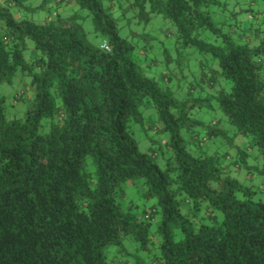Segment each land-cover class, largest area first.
<instances>
[{
	"label": "trees",
	"instance_id": "trees-1",
	"mask_svg": "<svg viewBox=\"0 0 264 264\" xmlns=\"http://www.w3.org/2000/svg\"><path fill=\"white\" fill-rule=\"evenodd\" d=\"M48 1L61 11L78 4L93 14L94 28L110 37L113 51L89 43L78 15L65 20L56 12L51 19L50 10L43 24H35L0 14L7 21V31L0 25V86L13 85L21 73L23 89L0 93V264H131L123 255L125 241L148 249L157 216L164 243L154 264H264V201L255 198L252 184L232 175L245 169L253 178L248 153L212 147L219 137L227 139L221 121L195 117L216 102L236 136L252 138L264 157V65L252 61L264 55V41L248 46L260 39L264 0H246L252 7L239 12L227 7L235 0H125L122 5L130 7L119 19L109 15L113 8H105L104 0L43 4ZM137 8L134 19L150 23L162 16L176 26L178 44L219 61V71L204 81L215 95L202 87L197 96L192 88L181 99L143 75L136 46L117 27ZM217 12L229 13L231 23L215 21ZM28 41L35 45L31 50ZM172 80L163 77L167 84ZM17 104L30 105L24 122L9 124L5 112ZM148 109L156 112L155 125L145 118ZM160 121L162 131L156 128ZM145 123L169 135L151 156L140 151L133 128L146 129ZM257 173L264 180V169ZM133 187L144 202L142 213L128 200ZM153 198L156 204L147 208ZM111 247L118 251L109 260Z\"/></svg>",
	"mask_w": 264,
	"mask_h": 264
},
{
	"label": "rangeland",
	"instance_id": "rangeland-1",
	"mask_svg": "<svg viewBox=\"0 0 264 264\" xmlns=\"http://www.w3.org/2000/svg\"><path fill=\"white\" fill-rule=\"evenodd\" d=\"M124 1L125 0H104V4H108V7L112 6L113 9L118 8L121 12V10H123L122 3ZM235 1H238V0H235ZM235 1H233V3H235ZM48 3H50V1H48ZM240 3H247V1L246 0H240ZM41 10H43V8H41ZM83 11H85V10H81V12H83ZM125 11H126V9H125ZM49 13H50V10L48 12V15H49ZM227 14H228L227 18H225L224 13L217 12L216 14H214L215 21H217L218 23H221L222 21L226 20L227 24H230L231 23L230 14L229 13H227ZM75 15L79 16L78 20L82 21L80 24H82V26L84 28L83 22L86 21L87 18L84 16H81L79 13H74L72 16H75ZM156 16H159V15H156ZM159 17H161V19H159V21H154V17H153V19L151 20L150 23L139 22L137 20V22H138L137 27H140L141 30L139 32L130 30L128 33V36L130 38L129 39L130 42L135 41V43H132V42L131 43L136 46V57L135 58L138 62V65L140 66L142 72L143 73L145 71L153 72L154 69H159L161 67L160 59H158L156 55H151V56L149 55L150 53H156L157 52V46H159V48L162 49L161 54L164 57L163 68L165 69V71L156 72L153 78L156 79L162 87L169 88L175 94V96H177L179 98L181 96V94L183 93L182 82H186L188 79V77L184 74L185 68L188 67L189 68V74L193 76V82L188 85V90L194 88V92L197 89H199V91L201 92V91H203V89H202V87H203V88H205L203 91L205 94L209 90L206 89V87H205L206 84L204 83V81L208 80V78L212 76L213 71L216 70L215 68L210 67V61L207 59V57L210 54L202 53L195 48H185L182 45L177 43V38L175 39L174 43H172L171 46L169 47L167 41L173 39V37L176 34L172 32L171 28L166 26L168 20H165L162 16H159ZM62 18H64V17L62 16ZM122 21L125 22L126 27H129V29H131V23L132 22L128 23L129 20L127 18V14H126V16H123ZM93 27H94V24H93ZM226 28H228V26ZM160 35H163L165 37V39L160 40L159 39ZM87 36H88V33H87ZM211 37H212V34L209 33V36H207L209 41L212 39ZM31 43L33 44L32 41H31ZM89 43L91 44L90 41H89ZM218 43L219 42H216V44H218ZM28 45H29V43H28ZM145 48L149 49L148 54L143 53V50ZM193 49L195 51H191ZM27 52H29V50ZM186 53H187V55H186ZM173 57H175V64H176L175 69L170 68V65L173 63ZM211 57H212L213 61H217L212 55H211ZM189 59L195 60L196 65L200 70V76L198 79L196 78V74L192 73L190 71V65H185V63H184L185 60H189ZM205 69H207V72H205ZM165 74H167L169 77H172V79H173L172 82L167 84L163 81V77L165 76ZM21 76H22L21 73H19L17 75V77L14 79L13 85H9V84L1 85L0 86V93L3 94L4 96H8V95L13 96L15 90H20L22 88V84L19 83ZM25 79H26V77H25ZM173 84H175V86H176L175 91H173L172 87H171V85H173ZM22 90L23 89H21V91ZM185 94L186 93H183V96H185ZM207 105H208V103H207ZM207 105H205L202 109L198 110V112H196V114H195V117L199 120L204 121L206 124H211L214 120L215 121L220 120L222 127L226 130V133H227V139L224 137H219L218 139H216V144L218 147L215 145H211V144L210 145L214 148H218L221 153H224L226 150H231L232 152L236 153L239 149H242L248 153L247 165L249 167H251L250 173L253 174L252 175L253 178H250L247 175L248 171L245 169L244 170L242 169L241 174H239V176H243V182H246L248 184L253 185L254 191L256 192L255 198L256 199L261 198L264 201V180L262 179L261 175H259L257 173V170L264 169V167H261V161L264 160V157L259 152V150H258L257 146L254 144V141L252 138L242 137L240 135L236 136V133H235L233 127L231 126V124H229L227 122L222 111L218 108V104H216V102L215 103L212 102L210 106H207ZM152 110L153 109H148L145 111V113H151ZM146 118L148 120L149 126L156 124V119L151 114H149ZM135 126H136L134 128L135 137L137 136L136 129L138 128L139 132L144 135V138L148 141V144L150 145V147L148 148V151L145 153H149V151L151 149L159 150L161 143L158 140H155L152 137L148 136V132L152 131V130H156V128L154 126H151V127H147L146 129H144V127H142L139 124H137ZM158 134L164 135L166 133L158 132ZM136 140L139 143V149H140V143L141 142L138 139H136ZM163 149H167V148L164 146ZM158 160H162V159H158ZM249 160H252L253 163L249 164L248 163ZM246 179H248V180H246ZM249 179H252V181ZM257 181H259V182H257ZM127 192H128V200L134 201L135 203H136V199L140 200V195H139L138 190L136 188H134V187L128 188ZM130 193H132V195H130ZM133 197H135V198H133ZM141 201H143V200H141ZM150 203H148L147 205H149ZM138 205H139L138 211L140 213H142L144 210V207L142 204H138ZM147 208H149V207H147ZM136 245H138V248H135L134 252L128 251L129 246L135 247ZM110 249H116V252L118 251L117 247H111ZM110 249H109V251H110ZM125 249H126V252H124L123 255L130 261L131 264H132V261H135V264H137V262L139 260H141L142 264L143 263L144 264H150V261H151V264H154V261L156 259V254H154V252H153V249H155V244L150 243L148 249H142L141 245L139 243L127 240V241H125ZM116 252H115V254H116ZM141 252L145 253L149 257V259H145L144 257L140 256L139 253H141ZM159 253H160V249H159ZM108 257H109V255H108ZM111 260H112V258H111Z\"/></svg>",
	"mask_w": 264,
	"mask_h": 264
},
{
	"label": "clouds",
	"instance_id": "clouds-1",
	"mask_svg": "<svg viewBox=\"0 0 264 264\" xmlns=\"http://www.w3.org/2000/svg\"><path fill=\"white\" fill-rule=\"evenodd\" d=\"M43 4V0H20V2H17V0H0V14L6 13L8 15H10L12 17V19L16 20L17 23H20L21 19H27L35 24H43L46 18L48 17V12L49 10L53 11V16L51 17V19L55 18V13L56 12H60V15L64 17L65 20H67L69 17H71L74 13H79L81 16L86 17V21H84V30L88 33L87 39L91 42V44H93L97 49H99L101 52H107V53H111L113 51V48L110 46V37L106 36V35H101V32L99 30H96L93 27V20H94V16L93 14L87 12L86 10L81 12L80 10V6L78 4H73L71 7H68L67 5H64L63 7L66 9V11H61V8L58 7L56 4L54 3H47V4H43V10H41V6ZM105 8H108V4H104ZM123 7L125 9H128L130 6L129 4L125 3L123 5ZM145 9L151 14V6L148 4L144 5ZM229 11H231L232 9H235L237 12L240 11V9L242 8H249L252 7V5L248 4V3H240L239 6L237 7V5L235 3H229L227 5ZM201 11H204V9H201ZM258 11L261 13H264V4L259 5L258 7ZM139 12V9L137 8L135 11H129L127 12V18L128 20H130L131 23V29H129V27L125 26V22L121 21L117 27L121 30L120 31V35L122 37H124L125 39H130L128 36V33L130 30L132 31H136L139 32L141 30L140 27H137V20L134 19V17H136L137 13ZM110 16L113 17V19H119L121 16V12L118 8L113 9L112 12L109 13ZM227 13L224 14L225 18H227ZM19 18V19H18ZM159 19H161V17L159 16H154V21H159ZM241 19H246V17H241ZM82 21H77V23H81ZM0 25H2L5 29V31H7V21L5 20H0ZM167 27L171 28L172 32L175 33L176 35L173 37V39L167 41L169 47L171 46L172 43H174L175 39L179 37V34L177 32V28L174 24L171 23V21L167 22ZM219 27V25H217ZM259 27H261V36L259 40H255L253 41V43L249 44L248 46L250 48H258L261 45V41H264V17H262V24L258 25ZM225 32L227 31V28L223 29ZM207 30L205 29V32ZM193 38H197L198 37V30L197 31H193L191 33ZM202 38V37H201ZM27 39V38H26ZM160 40H164L165 37L163 35L159 36ZM233 41H236V37L233 36L232 37ZM215 41V38H212L209 42L212 43ZM132 43H135V41H131ZM238 43H242L241 41H236ZM29 43V49L31 50V48L35 47L34 44L31 43V41L28 42ZM223 46V45H221ZM191 51H195L194 49ZM162 53V49L159 48V46H157V52L156 53H150L149 55H156L158 59H160L161 61V67L159 69H154L153 72H147L145 71L143 73L144 76L148 77L149 79H152L155 75L156 72H163L165 71V69L163 68V55ZM25 60L28 59V56L30 55V51L25 53ZM187 55V53H186ZM207 59L210 61V67L211 68H215L217 71H219V61H213L211 55H209L207 57ZM252 61L253 63L256 64H262L264 65V55H261L259 57L253 56L252 57ZM9 62L11 63V59L9 60ZM185 65H190V71L192 73L196 74V78L198 79L200 76V70L196 65L195 60H185ZM171 69H175L176 68V64H175V57H173V63L170 65ZM36 73L39 74L40 69L37 68L35 69ZM205 72H207V69H205ZM188 79L186 82H182V87H183V93H187L188 92V85L191 84L193 82V76L189 74V68L186 67L185 68V73H184ZM260 75L262 78H264V69H262V71L260 72ZM26 76V82L27 83H31V77H27V74H25ZM221 83H223V80L221 79ZM172 90L175 91L176 90V86L175 84L171 85ZM183 93L181 94V96L179 98L183 99ZM194 95H201L199 89H197L194 93ZM205 94L208 95H215V92H212L211 90H209L208 92H206ZM28 96L31 97V100L34 101L35 100V96H33V93L31 91L28 92ZM10 103L12 104H16V101H11ZM30 105L25 104V105H20L17 104L16 105V109L12 110V109H7L5 112V116H6V120L9 124H11L14 120L18 121L20 123L24 122L25 119V112L27 110V108ZM169 111L172 113L173 116H177L178 117V112L177 109L175 108H170ZM151 114L153 117L156 116V112L155 110H152L151 113H145V118ZM164 123L163 121H160L159 123H157L156 128L159 130H163L164 128ZM136 126L133 125V128H135ZM148 125L147 123H145V128H147ZM137 131V136L135 137L136 139L140 140V151L141 152H147L148 148L150 147V145L148 144V141L144 138V135L142 133L139 132V129H136ZM181 134L183 135L184 132L182 130ZM148 136L152 137L155 140H158L161 144H163L165 141H167L169 139V135L168 134H164V135H159L158 132L156 130H152L148 132ZM149 156L152 155V153H148ZM169 155H171V153H169ZM158 163L160 165V167L163 169L164 168V161L163 160H158ZM249 164H252L253 161L249 160L248 161ZM261 167H264V160L261 161ZM233 177L240 179L241 182L243 183V176H236L235 171L233 170L232 172ZM95 177H93V181H95ZM259 182V181H257ZM130 195H132V193H130ZM135 198V197H133ZM238 199H244L243 196L238 195L237 197ZM177 199H179V197H177ZM156 198H153L151 200V203L149 205H147V207H151L152 205L156 204ZM136 203L138 204H143V201L136 199ZM205 207H208V205H205ZM127 208V203H125V209ZM140 219L144 220L147 219V217H140ZM159 216H157L156 221L152 222L153 223V227L151 229V236L149 237V239H151L153 241V243L155 244V249H153L154 254L159 255V248L160 245L164 243L163 237L161 235L157 234V230H156V224H158L159 222ZM196 228H199V225H196ZM176 231V227H173V232ZM180 239H183V237H180ZM135 248H138V245H136L135 247L129 246L128 247V251L129 252H134ZM116 249H110L109 251V260H111L112 256L115 254ZM140 256L144 257L145 259H149V257L141 252L139 253ZM123 258V257H122ZM132 264H135V261H132ZM151 264V261H150ZM161 264H163V262H161Z\"/></svg>",
	"mask_w": 264,
	"mask_h": 264
}]
</instances>
